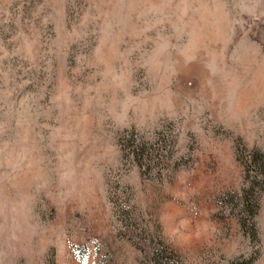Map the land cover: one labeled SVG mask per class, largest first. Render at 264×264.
<instances>
[{
    "label": "rangeland",
    "instance_id": "rangeland-1",
    "mask_svg": "<svg viewBox=\"0 0 264 264\" xmlns=\"http://www.w3.org/2000/svg\"><path fill=\"white\" fill-rule=\"evenodd\" d=\"M162 249L264 264V0H0V264Z\"/></svg>",
    "mask_w": 264,
    "mask_h": 264
},
{
    "label": "trees",
    "instance_id": "trees-1",
    "mask_svg": "<svg viewBox=\"0 0 264 264\" xmlns=\"http://www.w3.org/2000/svg\"><path fill=\"white\" fill-rule=\"evenodd\" d=\"M257 208H255V211ZM256 212H253L255 215ZM151 262V263H150ZM253 263V260L250 262V264ZM148 264H180L176 259L170 255L165 249H162L159 253H156L151 257V260L148 262Z\"/></svg>",
    "mask_w": 264,
    "mask_h": 264
},
{
    "label": "snow or ice",
    "instance_id": "snow-or-ice-1",
    "mask_svg": "<svg viewBox=\"0 0 264 264\" xmlns=\"http://www.w3.org/2000/svg\"><path fill=\"white\" fill-rule=\"evenodd\" d=\"M84 260H85V262H87L88 259L86 257H84Z\"/></svg>",
    "mask_w": 264,
    "mask_h": 264
}]
</instances>
